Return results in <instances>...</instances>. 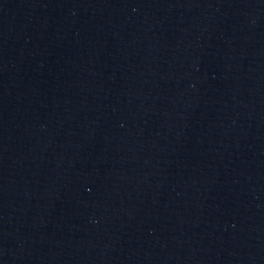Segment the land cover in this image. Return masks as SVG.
Segmentation results:
<instances>
[{
  "label": "water",
  "instance_id": "1",
  "mask_svg": "<svg viewBox=\"0 0 264 264\" xmlns=\"http://www.w3.org/2000/svg\"><path fill=\"white\" fill-rule=\"evenodd\" d=\"M264 0H0V264H251Z\"/></svg>",
  "mask_w": 264,
  "mask_h": 264
}]
</instances>
